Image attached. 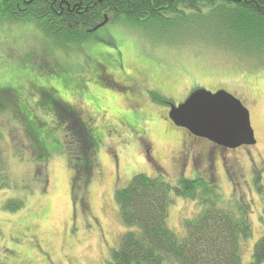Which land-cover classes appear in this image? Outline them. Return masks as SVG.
<instances>
[{
    "label": "rangeland",
    "instance_id": "1",
    "mask_svg": "<svg viewBox=\"0 0 264 264\" xmlns=\"http://www.w3.org/2000/svg\"><path fill=\"white\" fill-rule=\"evenodd\" d=\"M152 34L160 32L109 22L91 40L60 48L33 19L0 21V145L18 183L0 190V264H105L127 230L115 191L140 172L165 173L173 185L182 176L214 178L225 198L250 202L253 235L241 250L242 263L251 261L264 234V203L254 182L260 176L264 188V69L240 73L211 62V71L185 49L153 45ZM194 87L238 97L257 143L228 149L197 137L171 120V107L148 95L159 90L177 105ZM47 96L73 106L93 132L90 173L81 171L86 158L73 151ZM19 111L45 122L42 137L53 153L45 165L35 160L40 150ZM15 197L24 206L4 210ZM199 211L197 201L174 195L168 224L182 238L185 219Z\"/></svg>",
    "mask_w": 264,
    "mask_h": 264
},
{
    "label": "trees",
    "instance_id": "2",
    "mask_svg": "<svg viewBox=\"0 0 264 264\" xmlns=\"http://www.w3.org/2000/svg\"><path fill=\"white\" fill-rule=\"evenodd\" d=\"M106 16L108 23L160 32L154 38L152 34L153 45L185 49L195 54L197 63H203L200 67L208 66L211 71V62L221 70L235 66L240 73L264 69V0H0V21L33 19L39 31L60 48L91 40L99 30L92 29ZM148 95L158 105H176L173 97L159 90L149 89ZM54 102V116L64 126L69 144L74 143L73 151L86 158L81 171L90 173L97 145L93 132L73 106ZM46 103L42 102L41 108ZM4 112L0 107V117ZM27 112L19 111L40 150L35 160L45 165L53 154L42 137L45 122L27 119ZM254 182L264 203L260 176ZM17 185L0 145V190ZM174 195L200 205L194 217L185 219L186 235L182 238L168 224ZM115 200L127 230L105 264H243L242 241L253 235L252 205L236 195L225 198L214 178L182 176L173 185L165 173L151 176L140 172L116 189ZM24 203L23 198H10L3 209L17 211ZM247 264H264V234Z\"/></svg>",
    "mask_w": 264,
    "mask_h": 264
},
{
    "label": "water",
    "instance_id": "3",
    "mask_svg": "<svg viewBox=\"0 0 264 264\" xmlns=\"http://www.w3.org/2000/svg\"><path fill=\"white\" fill-rule=\"evenodd\" d=\"M108 21L106 16L92 31H97ZM169 115L176 125L193 135L228 149L257 143L249 109L225 89L213 92L197 88L181 103L171 105Z\"/></svg>",
    "mask_w": 264,
    "mask_h": 264
},
{
    "label": "flooded vegetation",
    "instance_id": "4",
    "mask_svg": "<svg viewBox=\"0 0 264 264\" xmlns=\"http://www.w3.org/2000/svg\"><path fill=\"white\" fill-rule=\"evenodd\" d=\"M208 140V139H207ZM210 141V140H209ZM257 176V175H256ZM256 178V177H255ZM255 178H254V180H255Z\"/></svg>",
    "mask_w": 264,
    "mask_h": 264
}]
</instances>
